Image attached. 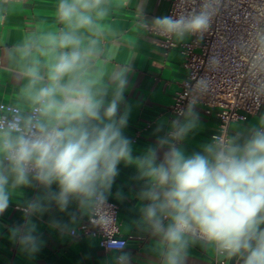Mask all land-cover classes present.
Here are the masks:
<instances>
[{
    "label": "clouds",
    "instance_id": "9594fccd",
    "mask_svg": "<svg viewBox=\"0 0 264 264\" xmlns=\"http://www.w3.org/2000/svg\"><path fill=\"white\" fill-rule=\"evenodd\" d=\"M218 11L219 0H200L143 27L177 43L199 41ZM56 14L57 30L32 32L3 54L20 87L15 104L0 106V215L21 189L37 190L17 203L23 223L9 228V239L35 254L42 241L32 217L53 203L62 212L72 201L82 210L103 209L124 164L143 181L138 223L163 245L158 264H187L197 243L235 264H264V115L239 131L221 126L188 153L183 141L200 123L190 101L170 123L159 120L154 143L134 156L124 131L130 108L121 112L130 66L114 67L107 82L97 66L113 58L105 53L116 37L107 23L110 0H58ZM218 64L210 57L209 70ZM197 84L201 93L210 87L205 77ZM125 246L109 245L115 264H130Z\"/></svg>",
    "mask_w": 264,
    "mask_h": 264
},
{
    "label": "crops",
    "instance_id": "0c3cea01",
    "mask_svg": "<svg viewBox=\"0 0 264 264\" xmlns=\"http://www.w3.org/2000/svg\"><path fill=\"white\" fill-rule=\"evenodd\" d=\"M111 15L107 23L116 33L115 39L109 38L105 53L113 55L105 64L98 61L103 71V82H107L114 67L130 66L126 73L128 83L125 88V106L130 108L125 135L133 143V155H140L154 143L153 132L159 120L171 122L169 105L173 95L184 77L182 57L177 49L165 55L157 43V37L148 32L143 25L153 18L166 16L167 0H110ZM58 0H0V103L15 104L18 98L19 83L9 71L6 57L11 47L32 32L57 30L56 7ZM199 114V127L189 133L183 147L186 152L198 151L216 129L217 117L214 112L206 113L199 104L194 105ZM264 115L259 110L244 120L231 122L236 131L255 124ZM167 124L165 127L167 128ZM143 181L138 179L134 165H119V175L107 199L117 205L119 235L126 239L123 252L131 254L130 264H158L161 245L140 224L141 201L139 191ZM55 187V186H54ZM23 195L14 196L12 205L0 215V264H115L111 250L104 249L96 238L86 235L71 236L69 229L85 221L89 210H82L75 201L60 211L54 203L42 216H33L37 225L35 235L42 243L39 250L29 255L9 239V228L23 223L22 213L17 203L33 198L37 190L25 188ZM121 193V198L116 194ZM53 223L57 226L53 227ZM187 264H211L215 249L199 243L190 246Z\"/></svg>",
    "mask_w": 264,
    "mask_h": 264
},
{
    "label": "built area",
    "instance_id": "2783aa9c",
    "mask_svg": "<svg viewBox=\"0 0 264 264\" xmlns=\"http://www.w3.org/2000/svg\"><path fill=\"white\" fill-rule=\"evenodd\" d=\"M167 1L166 15H176L182 8L190 10L200 4V0ZM148 32L157 37L165 55L177 49L182 57L184 77L169 105L172 120L177 118L179 109H186L190 101H195L206 113L216 115L213 135L221 126L264 110V55H258V49L264 50V0H219L212 26L199 41L192 36L177 43ZM210 57L219 61L214 71L208 67ZM201 77L210 81V87L203 93L197 84ZM10 104L1 102L0 106ZM69 234L94 237L106 250L113 243L126 244V239L119 235L117 205L108 199L103 209H90L87 219L69 229ZM227 263L228 257L215 250L211 264Z\"/></svg>",
    "mask_w": 264,
    "mask_h": 264
},
{
    "label": "water",
    "instance_id": "95a60500",
    "mask_svg": "<svg viewBox=\"0 0 264 264\" xmlns=\"http://www.w3.org/2000/svg\"><path fill=\"white\" fill-rule=\"evenodd\" d=\"M227 264H234V261L230 258H228V263Z\"/></svg>",
    "mask_w": 264,
    "mask_h": 264
}]
</instances>
